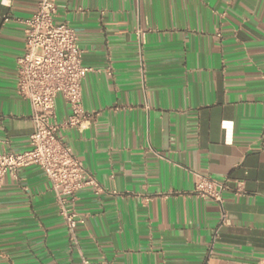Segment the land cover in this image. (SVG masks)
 Returning a JSON list of instances; mask_svg holds the SVG:
<instances>
[{
	"label": "crops",
	"instance_id": "1",
	"mask_svg": "<svg viewBox=\"0 0 264 264\" xmlns=\"http://www.w3.org/2000/svg\"><path fill=\"white\" fill-rule=\"evenodd\" d=\"M38 1L0 0V153L30 147L16 61ZM54 22L89 68L90 118L60 136L99 190L76 193L71 235L39 167L6 175L0 264H264V0H56ZM198 174L244 194L220 207Z\"/></svg>",
	"mask_w": 264,
	"mask_h": 264
},
{
	"label": "built area",
	"instance_id": "2",
	"mask_svg": "<svg viewBox=\"0 0 264 264\" xmlns=\"http://www.w3.org/2000/svg\"><path fill=\"white\" fill-rule=\"evenodd\" d=\"M55 13L56 0H39L36 11L22 21L25 39L23 53L16 61V88L31 105L33 130L29 149L0 153V182L6 175L16 176L25 167H39L56 191L59 214L73 235L75 228L84 224V218L73 207L76 193L86 186H92L96 192L99 188L60 136L66 129H81L82 123L90 118L81 109V82L89 68L81 63L75 30L65 22L56 24ZM138 34L141 39L142 34ZM58 94L69 107V114L61 121L56 119L54 109ZM227 190L242 196L244 182L196 175L194 194L199 197L212 199L221 207L222 193ZM220 222H226L224 214Z\"/></svg>",
	"mask_w": 264,
	"mask_h": 264
}]
</instances>
